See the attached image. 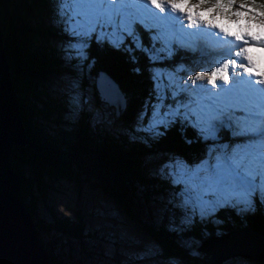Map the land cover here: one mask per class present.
<instances>
[{
  "label": "rangeland",
  "instance_id": "1",
  "mask_svg": "<svg viewBox=\"0 0 264 264\" xmlns=\"http://www.w3.org/2000/svg\"><path fill=\"white\" fill-rule=\"evenodd\" d=\"M55 1L57 3L52 7L53 12L49 22L56 26H61L64 34H61V38L47 39L48 45H52L56 50V56L60 64L47 73L48 76H46L44 85L46 86L45 88L48 94L51 97L60 99L65 107L59 118V124L49 125L51 130L59 129L63 131V133H67L77 126L79 119L82 117L85 118L88 123V129L90 130L96 128L97 130L121 133V135L131 138L128 133H125L126 127L124 124L119 122L118 118L116 119L115 108L105 103L94 90L96 79V76L92 74L94 65L91 70L87 68V64L91 63L92 60L88 59L84 61V69L81 73L75 68V65L80 62L78 57H73L71 61L65 59V50L69 43H75L77 40L84 38L71 34L72 25L76 24L77 20H84L83 11L77 12V9H88L99 10L89 12L93 17L99 15L100 12L103 13L100 19L103 31L107 33L113 31L114 28L116 30H123L122 21L126 20L129 26L134 29V34L139 35L140 41L142 39L141 35L149 36L150 42L154 43L153 46L151 45L150 50L153 53L158 50L160 54H164V58L170 54L168 47L173 42L179 47V51H182L180 48L193 49L196 43L202 45V48H200L198 52V57L202 61L198 64L197 62L193 63L196 61L194 60L190 65L177 62L173 67L163 66L162 63L165 62L163 58L158 59V61L150 59L148 65L149 67L154 66L149 69V79H152L156 72L162 74L160 79L167 97L166 101H164L165 108L162 109V111H167L168 106L177 109L179 105L178 111L180 114L176 118L179 117L181 119L180 121L186 122L191 128H193L192 123L185 120L182 116L184 112H187L191 120L197 123L198 127L193 129L198 131L201 127L206 128L209 123V118H211L210 122L218 129L216 132V140H205L201 132H196L201 141L207 146L202 156L193 162L187 163L189 166H194L200 164L202 161L208 160L209 166L214 167L217 162V155L221 154L223 151L222 146H228L227 154L231 156L233 154V149L236 148L237 145L244 146L250 139L254 138L251 135L242 134L246 123L243 119L245 114L244 110L256 111L257 106H250V104L254 102L258 105L264 102V85L254 83V87H252L251 82L247 87L244 85L247 92L243 91V94H247V96L244 98L245 104L241 105V98H238L239 101L232 98V93H234L232 88L236 87L233 83L236 82V84L240 86L238 83L239 80L241 79V81L244 82L247 79H244L241 75L232 76L231 69L230 83L228 85H223V82L218 80V87L215 89L208 85L206 80L197 81L196 86L199 87L203 85L204 89L207 91L194 93L192 91V82L188 80L189 75L194 76L197 71L205 67H208L210 70L212 67L218 66L219 63L223 62V59L226 58L230 51L235 50L233 44H226V42L231 39L230 37L224 38L223 34L216 35L217 29H209L204 26L191 29L182 27V25L187 24L186 20L171 18L162 19L160 18L162 15L171 16L172 14L167 11L164 14H160L156 9L151 8V5H146L143 0H127V2H122V0H107V3L104 4L90 5H77L69 2L63 5V15H61L62 0ZM191 2L196 3L197 0H191ZM214 2L215 0H209L206 7H211ZM234 3L235 7L233 11L238 8L240 3L249 5L255 3L258 8L262 5L256 0H234ZM125 13L128 15L125 16ZM153 13H155V15H153ZM175 15L177 17L179 16L178 13ZM217 22L232 32L236 31V25L234 24H228L224 20H218ZM241 23L243 25V21ZM77 30H80V25H77ZM100 30L101 26L97 25V31L92 34V38L96 40V36L99 34ZM250 32L251 34H264V28L258 26L257 22L254 21L251 25ZM123 34L125 36V41L121 46L124 47V49L126 47L136 48L132 36H129L126 31H124ZM153 37H156V39L154 40ZM214 40L217 42L215 46L213 45ZM103 42L112 46L107 39ZM204 42H207L209 45H206ZM164 45L167 47L165 48ZM112 48L114 47L112 46ZM146 54L147 53H145V55ZM251 54L254 62L257 63L258 69L264 70V52L253 48L251 49ZM130 56H132L131 53ZM146 57H149L148 54ZM232 58L235 59L234 56H232ZM239 71L240 69H237V72ZM244 76L247 75L244 74ZM69 77L79 79L80 86L78 91L81 94L82 102L89 101L88 103H83L82 109L76 117L72 116V107L69 103ZM235 79L237 81H234ZM252 79L255 78L252 77ZM185 81H187V84H185ZM152 87L154 89V96L152 99L142 101L141 105L136 108L132 114L129 127L127 128L130 132L138 135L144 133L142 131H136L137 121L146 103L148 104L149 116H151L152 112L151 105L157 103L155 82L152 84ZM221 87L229 90L226 92L221 91ZM236 88L238 89V86ZM178 90L183 92L184 95L182 99H184L176 103V101L173 100L172 93L173 91L178 92ZM261 91H263V93ZM253 99L255 101H253ZM209 106H211L212 111L209 110ZM227 111H230V113L228 114ZM231 112H233L234 115H232ZM97 113H99V116H97ZM215 113H219V115H215ZM198 116L201 117V119H198ZM147 123L148 120L146 118L144 124L147 125ZM228 125H230V127ZM162 126L163 125L160 127ZM225 129H228L230 139L229 136L226 139L222 137L221 131H225ZM226 141L231 144L225 143ZM213 148L215 151L209 158V149ZM175 158L177 157L165 154L144 157L143 161L149 169L150 175L157 177L160 181H167V184L171 187L165 189V192L149 194L150 196L148 195L146 201L142 198L143 190L137 189V191L133 193L134 195L131 196L132 198L128 200V211L121 209L113 199L101 191L98 184L92 180H86L81 177L79 181L70 182L67 180H57L50 183L52 190L48 192L45 202H36L34 204L35 213L33 220L43 223L50 221L49 214L46 211L47 207L56 215L67 217L70 220H74L78 215L82 225L80 242L71 239H61L56 244L52 245V253L56 257V260L61 264H169L170 261H175L176 264H202L200 261H192L186 258L180 259L178 257H170L162 259L159 256V245L143 227H148L153 232L159 229H165L166 232L169 233L174 232V239L177 246L184 251H190L200 247L201 242L210 237L208 227L211 228L213 232L212 236L214 237H220L226 234L221 228V219L217 217V214H219L218 216L221 215L220 212L222 210H231L235 217L244 219L243 217L245 214L250 213L252 209L241 211L240 209L244 206L235 204L233 200L231 204H225V206L219 207L213 215L205 216L203 219L197 212L195 215V222L192 225L183 226L182 231H171L170 225L172 221L175 220L176 225L180 226V217L184 214L181 209L176 207L181 201L178 193L184 185H174L171 182V177L165 178L170 169L165 168L163 176L160 170L166 164L175 163ZM257 181L259 182V178H257ZM206 198L215 199V195L209 192L206 194ZM254 199L260 200L259 192L253 197V200ZM44 205H46V207H44ZM188 214H191L190 210ZM192 230L195 231V235L190 234ZM247 234L248 233H246V235ZM233 235L234 234L230 235L226 240ZM239 236H242V233H240ZM39 238L42 239L43 243L53 244V241L57 237L53 233H42L39 235ZM238 238L240 237L235 239ZM148 249L153 250L151 255L147 254ZM257 249L258 248H256L255 251H257ZM235 254L239 253H234L233 256L225 259L221 264H264V260L259 263L249 258L250 256Z\"/></svg>",
  "mask_w": 264,
  "mask_h": 264
},
{
  "label": "trees",
  "instance_id": "2",
  "mask_svg": "<svg viewBox=\"0 0 264 264\" xmlns=\"http://www.w3.org/2000/svg\"><path fill=\"white\" fill-rule=\"evenodd\" d=\"M256 1L264 5V0ZM55 3V0H0L1 44L26 140L23 147L11 148L8 160L10 169L21 179L19 199L35 229L39 235L53 233L57 237L53 244L43 243L38 237L42 249L47 253L48 264H61L52 253V245L61 239L80 242L82 231L78 215L70 220L56 215L46 205L44 207L50 221L43 223L33 220L34 204L45 202L48 192L52 190L50 183L57 180L79 181L81 177L92 180L121 209L128 211V200L137 189L143 190L142 198L146 201L149 194L165 192V189L171 187L167 181H160L150 175L143 161L145 156L165 154L190 163L202 156L207 146L196 133L200 131L193 129L198 126L191 128L186 122L180 121L179 117L167 129L160 127L162 135L155 138L145 132L140 135L130 132L127 128L135 109L142 101L154 96V80L149 79V69L154 66H148V53L145 55L138 48H132L131 54L137 58L133 62L124 47L116 49L105 42L98 44L94 38L86 49L88 59L95 61L92 74L97 77L98 73H104L116 84L125 100L119 122L126 127V134L131 137L134 135L137 139L96 128L90 130L82 117L77 126L67 133L59 129L51 130L49 125L59 124L65 107L60 99L48 94L44 85L47 73L60 64L56 50L47 41L61 38V34H64L61 26L49 22ZM141 36L143 46L150 49L154 43L150 42L149 36ZM168 48L170 54L165 58L158 50L152 52L158 57L155 60L164 58L163 66L173 67L177 62L190 65L194 60L193 63L198 64L202 61L198 57L202 45L198 43L193 49L180 48L182 51L174 42ZM178 92L180 94L173 97L176 103L184 99L183 92ZM221 133L225 139L230 135L228 129ZM228 141L225 143L231 144ZM220 213L217 217L221 219V228L226 234L238 229V232L248 231L264 237V204L260 200L254 199V207L250 213L245 214L244 219L235 217L231 210H222ZM143 229L159 245V256L162 259L178 257L196 260L177 246L174 232L170 234L165 229L153 232L145 226ZM208 231L211 237V228L208 227ZM190 234L196 233L192 230Z\"/></svg>",
  "mask_w": 264,
  "mask_h": 264
},
{
  "label": "snow or ice",
  "instance_id": "3",
  "mask_svg": "<svg viewBox=\"0 0 264 264\" xmlns=\"http://www.w3.org/2000/svg\"><path fill=\"white\" fill-rule=\"evenodd\" d=\"M74 3L77 5L84 4H104L107 0H62L61 15L64 14L63 5L67 3ZM127 2V0H122ZM146 5H151V8L156 9L160 14L166 11L172 14L171 16H161L162 19H180L186 20L187 24L182 27L199 28L204 26L209 29H217L216 35L223 34L224 38L230 37L228 43L234 45V51H230L222 63L218 66L208 67L197 71L196 74L189 75L188 80L192 82L194 93L207 91L203 85L196 86L197 81H207L213 89L217 88V81H222L223 85L230 83V69L232 76H239L247 74L248 77H254L250 82L264 85V70H259L257 63L254 62L251 49L256 48L264 52V34H251L250 28L254 21L258 26L264 28V5L259 8L255 3L245 4L240 3L238 8L233 11L235 7L234 0H215L211 7H206L209 0H197L192 3L191 0H143ZM200 10V11H197ZM83 11L84 20H77V23L72 25L71 34L84 37L77 40L75 43H69L65 50V59L71 61L73 57L79 58V63L75 68L79 72H83L84 61L88 60L86 49L90 47L92 34L97 31V25L101 26L99 34L96 36L98 44L107 39L108 42L116 49H120L124 44V31L129 36H132L136 48L148 53L150 59H156L157 56L152 54V51L145 48L140 41L139 35L134 34L126 20L122 21L123 30H116L115 28L110 33L103 31L99 15L93 17L89 14L88 9H77V12ZM179 14L177 17L175 14ZM128 14L125 13V16ZM155 15V13H153ZM224 20L228 24L236 25V31L232 32L226 27L221 26L217 21ZM243 21V25L242 22ZM77 25H80V30H77ZM155 40L156 37H153ZM126 51L132 53L131 47H126ZM235 57V59L232 58ZM133 62H136L135 55L131 56ZM95 61L87 64V68L91 70ZM237 69H240L237 72ZM161 73L156 72L153 75V80L156 83V99L157 103L151 105V116L148 115V104L146 103L144 110L140 113L137 121V132L149 133L153 138L162 135L159 127L163 125L166 129L176 122V117L180 114L177 109L168 106L167 111H162L165 108L164 101L167 99L164 93V87L160 79ZM69 84V103L72 107V116L79 115L83 103L81 94L78 91L80 82L78 78H68ZM187 84V81H185ZM103 99L119 108L123 103V97L117 89H115L110 82L101 80ZM186 90V89H182ZM221 91H228L229 89L221 87ZM173 97L179 95V92L173 91ZM209 110L212 111L211 106ZM219 115V113H215ZM99 116V113H97ZM147 118V125L144 124ZM189 120L193 127H197L196 122H192L187 113L183 117ZM198 119L201 117L198 116ZM245 120V128L242 132L244 135H251L254 137L250 139L244 146L237 145L233 149V154H227L228 146H222L223 151L216 157V164L210 167L208 160L202 161L200 164L189 166L180 158H175V163H169L161 168V175H164V169H170L165 178L171 177V182L174 185H184L178 193L181 201L176 205L181 209L183 215L180 217V226H177L175 220L170 225L171 231H182L183 226L192 225L195 222V215L198 212L203 219L205 216L213 215L219 207L225 204H231L233 200L235 204H241L244 207L241 211H248L254 207L253 197L259 192L260 202L264 204V102L256 107V111L246 110L243 116ZM206 128L201 127L199 130L203 134L205 140H216V132L218 129L210 122ZM230 127V125H228ZM133 140L136 136L131 137ZM215 149H209V158ZM259 178V182L257 181ZM211 192L215 195V199H207L206 194ZM235 206V205H233ZM189 210L191 214L189 213ZM152 249L147 250V254H152ZM169 264H176L175 261H170Z\"/></svg>",
  "mask_w": 264,
  "mask_h": 264
},
{
  "label": "water",
  "instance_id": "4",
  "mask_svg": "<svg viewBox=\"0 0 264 264\" xmlns=\"http://www.w3.org/2000/svg\"><path fill=\"white\" fill-rule=\"evenodd\" d=\"M102 78L110 82L115 89L117 86L104 73H98L94 87L99 97L103 99ZM17 104L8 74L0 32V264H48L47 253L42 249L38 240L39 233L19 199L21 179L10 169L8 160L13 146L23 147L26 143ZM107 104L115 108L116 119H119L125 107V100L119 108L113 104ZM237 232L238 229L220 237H208L201 242L200 247L185 253L204 264H221L234 254L218 258L215 257L213 249L215 245ZM235 255L244 256L243 254ZM252 260L256 259L252 258Z\"/></svg>",
  "mask_w": 264,
  "mask_h": 264
},
{
  "label": "bare ground",
  "instance_id": "5",
  "mask_svg": "<svg viewBox=\"0 0 264 264\" xmlns=\"http://www.w3.org/2000/svg\"><path fill=\"white\" fill-rule=\"evenodd\" d=\"M260 34V33H259ZM255 35V34H253ZM227 45H229L230 43L226 42ZM232 45V44H231ZM247 75V74H246ZM243 76L245 80L244 82L241 81V79L239 80L238 83H241V89H237L236 87L238 86L236 84V82H234L233 84L236 87H233V92L232 93V98L239 101L238 98H241L242 101L241 105L245 104V97L247 96V94H243V91H246L245 86H249L250 81L252 80V77H247L244 75ZM234 81H237L236 79ZM244 83V84H243ZM245 85V86H244ZM254 83H252V87ZM256 89V88H254ZM255 91V90H254ZM263 93V91H261ZM263 95V94H262ZM253 98V97H252ZM253 101H255L253 99ZM257 106V103H252L250 104V106ZM243 230V229H242ZM242 233V236H239V234ZM246 233H248L246 235ZM234 235L232 237H230L229 239L219 243L218 245H215L214 247V255L215 257H221V256H225V255H230V254H234V253H239V254H244L246 256H250L252 258L257 259V262H262V260H264V237H261L257 234L248 232V231H242V232H237V233H233ZM240 237L238 239H235L237 237ZM257 249V251H255V249ZM248 252V253H245ZM216 259V258H215ZM261 260V261H260Z\"/></svg>",
  "mask_w": 264,
  "mask_h": 264
}]
</instances>
